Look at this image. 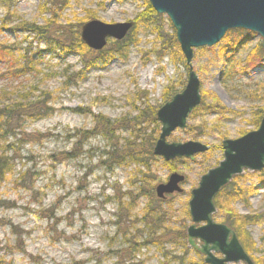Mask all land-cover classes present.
<instances>
[{
    "label": "rangeland",
    "instance_id": "374dc122",
    "mask_svg": "<svg viewBox=\"0 0 264 264\" xmlns=\"http://www.w3.org/2000/svg\"><path fill=\"white\" fill-rule=\"evenodd\" d=\"M50 1L15 0L12 7L0 3V43L10 47L8 56L13 53L18 64L24 59L31 64L18 78H0V88L9 93L15 87L22 93L32 87L48 91V106L52 109L36 120L20 116L21 130L0 140L1 147H5L0 153L4 151L13 164L12 173L0 178V198L14 203L12 208H0V255L12 264H118L117 252L129 239L136 250L125 254L120 264H158L163 261L162 250L150 240L140 221L151 201L148 194L173 172L184 174V190L154 201L153 206L158 208L160 204L161 222L166 227L177 230L193 223L188 211L191 190L222 160V141L238 138L259 126L255 120L264 104V61L253 66L245 62L262 43V37L254 32L248 40H241L238 48L224 53L221 46L225 38L211 47L194 49L192 66L201 81L202 101L190 114L187 127L177 128L167 141H200L210 149L192 160L165 161L152 153L147 168L130 157L134 151H153L150 135L155 134V123L142 110L148 105L161 107L168 97L166 89L173 86L177 92L182 91L188 77L189 67L178 48L173 46L159 57L163 44L160 36L168 39L174 33L170 19L161 14L159 18L151 17V21H137L145 0H64L57 6ZM48 8L55 11V17L46 11ZM90 15L108 23L135 21L137 42L126 56L99 64L74 84L67 83L66 75L82 67L80 56H65L38 33L13 28L21 20L39 26L47 21L57 22V26L82 25L92 20ZM175 50L177 60L172 59ZM7 65L0 63V72L6 73ZM218 103L230 111L220 110L215 106ZM96 114L115 124L113 137L92 134L76 156L62 159L64 153L72 155L75 142H80L78 131L81 135L94 127ZM37 134L44 137L35 141ZM110 151L114 152L112 158H108ZM115 153L129 155L117 163ZM22 173L28 177L27 184L30 181L33 186L21 185ZM240 176L241 186H253V193L248 204L236 200L233 208L241 214H264V169L245 171ZM140 186L146 194H139ZM120 202H133L128 216L126 204L121 214ZM214 219L223 223L224 214L217 210ZM11 227L22 241L17 240ZM247 231L256 243L250 256L261 259L264 220L248 225ZM172 238L163 242V249L184 257L185 264L203 258L189 246L187 236L186 245L175 233ZM143 242L147 243L140 244ZM196 244L200 245L198 239ZM7 245L15 249L9 250Z\"/></svg>",
    "mask_w": 264,
    "mask_h": 264
},
{
    "label": "water",
    "instance_id": "95a60500",
    "mask_svg": "<svg viewBox=\"0 0 264 264\" xmlns=\"http://www.w3.org/2000/svg\"><path fill=\"white\" fill-rule=\"evenodd\" d=\"M155 11L170 19L177 41L189 67L185 88L176 93L156 112L160 134L153 153L165 161L176 158L194 159L210 148L200 141L168 142L177 128L185 129L190 114L201 103V81L194 71V49L219 43L230 29L244 28L262 37L264 50V0H148ZM134 21L108 23L99 19L81 25V39L92 50L106 47L109 39L122 40L134 26ZM223 158L204 173L191 190L188 202L193 222L188 226L190 246L204 255L206 264H256L246 252L235 230L214 220L215 198L232 179L245 171L264 169V116L258 128L234 139L222 141ZM184 174L173 172L165 183L155 187L156 195L180 193ZM198 223H203L197 226ZM201 242L196 244V240ZM217 254H220L218 256Z\"/></svg>",
    "mask_w": 264,
    "mask_h": 264
},
{
    "label": "trees",
    "instance_id": "16d2710c",
    "mask_svg": "<svg viewBox=\"0 0 264 264\" xmlns=\"http://www.w3.org/2000/svg\"><path fill=\"white\" fill-rule=\"evenodd\" d=\"M145 1H146L145 9L142 11V13L137 15L136 17L137 21L146 22L148 20L151 21L150 20L151 17L153 18L162 17L161 14L155 11V9L148 0ZM59 2L63 3L64 0L61 1L51 0L50 4L57 6ZM0 3H5L7 7H12L14 6L15 0H0ZM46 11L52 13V15L55 17V11L52 10V8H48L46 9ZM90 17L92 19L95 18L94 15H90ZM56 23L57 22H53L51 24L50 21H47L46 24L39 26L36 25V23L34 22H26L21 20L19 23H16L14 25L15 27L13 28L14 29L21 28L24 31L38 33L42 40L51 44L53 46V49H58L59 52H61L65 56H69V55L80 56L82 67L78 70H71V72L69 71L71 68H69L68 71L70 72V74L68 72V74L66 75L68 77L67 79L68 84H74L78 80L84 79L86 74L91 69L97 67L99 64L101 65L105 64L108 60L116 57L121 58L123 56H126L130 46L137 42V38H136L137 23H135V26L130 30V32L127 34V36L124 39L122 40L110 39L107 47L99 51L90 49L82 41L80 36V27H81L80 24L57 26ZM171 27L174 29L173 25H171ZM252 34L253 32L245 29L229 30L226 36L224 37L225 43L221 46V51H223L224 53V52H228L229 50H235L240 46L241 40H248L249 38H251ZM162 38L163 37L160 36V39L162 40L163 44H161V51L159 52V57L162 56L163 52L171 49V47L173 46L174 48H178L181 51L179 43L177 41L175 29L171 37H169L168 39L167 38L162 39ZM9 51H10V47L8 45L4 43H0V63H7L9 65V66L7 65L8 70L6 73L0 72V78H3L5 75H7L5 76L7 78H18L21 75H24V73H26V71L29 68H31V64L29 63L30 61L24 59L22 64H18L13 59V53H11L8 56ZM172 54H173L172 59L177 60L176 59L177 50L173 51ZM262 61H264V51L262 45L259 44L255 47V50L247 56L245 63L248 66H253L254 64H256V62L260 63ZM175 89L176 88H174L173 86H170L169 88L166 89L167 92L165 94H167L168 97L165 100V102L168 101L175 93H177V89L176 90ZM35 92H39V94L36 95ZM49 96L50 93L48 91L39 90L37 87H32L31 91H26L23 93L17 87H15V89H13L11 93H9L5 88L4 89L0 88V140L4 138L6 135H16L17 132L21 130L20 116H24L26 119L36 120L49 114L52 110L48 106V103L50 101ZM218 104H216L215 106L221 107L222 109L220 110L225 112L230 111L220 103ZM206 108H208V106ZM156 112L157 109L150 105H148L145 109L142 110V114H148L151 117V120L155 123V131H154L155 134L153 135V137L150 135V143H151L150 148L151 146H154L158 138V135L160 133V123L157 121ZM263 115H264V104L256 112V120H255L256 125H259ZM93 116H94V127L91 130L82 131L81 135L80 132L78 131L76 136L78 140H80V142H75V148L73 149L74 152H72V155H68L67 153H64L65 157H62V159L63 158L70 159L76 156L77 151L82 150V145L85 143L87 138L92 134L100 133L105 138L108 139H111L113 137L112 128L113 126H115V124L111 122L110 119H108L107 117L101 114H96ZM42 137H44L43 134H37L35 136V141L41 140ZM129 143L133 144L131 142ZM129 143L125 144L126 148L129 146ZM1 146L2 145H0V148L5 149V147H1ZM137 146H142V145L138 144ZM137 146L134 148V150H136ZM116 151H118L117 148ZM113 153H114L113 151L108 152L109 155L108 158H112ZM152 153H153L152 150L144 149L143 151H134L133 153H130V157H133V159L139 162L141 166L149 168L150 157H152ZM127 154L129 155V153H125V154L115 153V158L117 159V163L118 162L121 163V161L126 158ZM11 159L12 158L8 157L4 151L0 153V178H3L8 174L12 173L13 164L11 162ZM240 179L241 176L238 175L234 177V179L229 184L224 186L222 190L218 193L215 202L217 209L224 214L223 222L231 226L236 231L243 247L249 254H251L255 249L256 243L252 238L251 234L247 231V226L250 224L263 221L264 214L262 213L241 214L233 208L232 204L236 200H241V201L243 200L246 204H248V198L251 195V193H253L254 187L241 186ZM20 180L22 182L21 185L24 187L29 186L30 188L31 186H33L31 185L30 181L29 184H27L28 177L24 173L21 174ZM144 190L145 188L143 186H140L139 194L140 193L142 194L143 192L146 194V191ZM154 193H155V189L154 191H152L151 189V192H149L148 194L151 197V201L143 209L140 221L144 223V226L147 229V233L149 235L150 240L152 242L158 243L157 245L162 250L163 261H160L158 264H169V263L185 264L183 261L184 257L181 258L176 254H173V251L171 250H164L163 242L174 240L172 238V234L175 233L176 236L180 237L184 241V244L186 245L187 243L185 241L187 236L186 235L187 227L174 230L170 227L164 226L163 222H161L163 214L162 212H160L161 211L160 204L158 208H156V206H153L154 201L155 202L162 201V199L158 198L156 193L155 194ZM125 194L129 195L130 192H127ZM125 204L127 208L126 215L128 216L129 211L133 206V202L130 203L125 202ZM125 204L121 202L119 203L121 214H123L122 211L123 208L125 207ZM13 206L14 203L8 201L7 199L0 198V208L1 207L12 208ZM9 226L11 225L9 224ZM11 231L13 234L17 236L18 232L15 231L14 228L11 227ZM261 239L263 242L262 244L264 245V236H262ZM17 240L19 242L22 241L20 236L19 237L17 236ZM126 242L127 245L117 252L118 264H120L123 261V259L125 258V254H127L128 252H135L136 250L134 245H131L129 239H127ZM145 243L147 242H143L140 244H145ZM173 243L174 242H171V244ZM7 248L9 250H12L11 248L15 249L14 246H9V245H7ZM19 249H21L22 251L24 250L22 246L19 247ZM253 259L257 264H264V257H261V259L253 257ZM0 264H12V263L8 262L5 256L0 255ZM193 264H205V263L203 261V258L201 257L199 261L193 262Z\"/></svg>",
    "mask_w": 264,
    "mask_h": 264
}]
</instances>
